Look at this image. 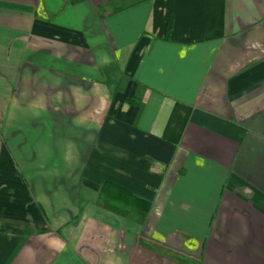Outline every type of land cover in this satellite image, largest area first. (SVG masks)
Segmentation results:
<instances>
[{
	"label": "crops",
	"instance_id": "1",
	"mask_svg": "<svg viewBox=\"0 0 264 264\" xmlns=\"http://www.w3.org/2000/svg\"><path fill=\"white\" fill-rule=\"evenodd\" d=\"M0 264H264V0H0Z\"/></svg>",
	"mask_w": 264,
	"mask_h": 264
},
{
	"label": "trees",
	"instance_id": "2",
	"mask_svg": "<svg viewBox=\"0 0 264 264\" xmlns=\"http://www.w3.org/2000/svg\"><path fill=\"white\" fill-rule=\"evenodd\" d=\"M104 193L109 196V192H110V184H105L104 188H103ZM124 195H123V200L125 199L126 195L128 194V191H126L125 189H123Z\"/></svg>",
	"mask_w": 264,
	"mask_h": 264
}]
</instances>
